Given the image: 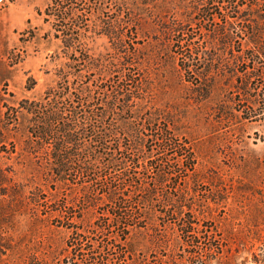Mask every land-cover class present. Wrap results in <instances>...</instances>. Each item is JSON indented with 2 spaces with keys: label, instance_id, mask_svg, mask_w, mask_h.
Segmentation results:
<instances>
[{
  "label": "rangeland",
  "instance_id": "1",
  "mask_svg": "<svg viewBox=\"0 0 264 264\" xmlns=\"http://www.w3.org/2000/svg\"><path fill=\"white\" fill-rule=\"evenodd\" d=\"M47 1L0 0V168L11 180L0 184V193L37 177L18 157L27 139L26 119L14 112L18 100L39 98L47 88H89L90 96L82 92L85 101L73 103L80 113L101 111L107 102L115 112L86 120L96 129L85 142L93 144L92 136L104 128L115 133L106 136V148L99 147L94 172L74 167L64 183L37 178L26 187L39 197L20 215L21 223L14 220L9 232L15 242L22 237L33 262L48 264L66 256L76 264H139L143 257L150 264L174 258V264H264V112L248 117L249 108L264 103V55L237 31L242 19L250 20L247 4L237 12L226 0H144L128 7L102 0L99 16L119 17L122 38L87 39L97 64L78 59L72 66L79 73L59 87L66 58L38 14ZM211 1L207 14L200 11ZM246 1H260L254 8L264 12L263 0ZM83 6L89 15L91 8ZM211 13L222 22L239 18L236 32L226 27L235 35L226 45L210 37L216 26ZM165 20L183 29L180 42L178 33L163 32ZM260 40L264 45V32ZM189 49L197 51L190 61L197 70L211 63L205 78L215 85L207 98L192 83L199 76L178 72ZM123 96H129L124 105ZM45 150L31 148V155L43 160ZM109 156L121 164L108 165ZM114 187L115 203L106 195ZM146 190L149 200L133 201Z\"/></svg>",
  "mask_w": 264,
  "mask_h": 264
},
{
  "label": "trees",
  "instance_id": "2",
  "mask_svg": "<svg viewBox=\"0 0 264 264\" xmlns=\"http://www.w3.org/2000/svg\"><path fill=\"white\" fill-rule=\"evenodd\" d=\"M226 1L230 6H233V8H238L237 12L242 9L240 7L243 6V4H247L244 9H248L246 14L249 15L250 20L245 22L247 20L242 19L244 22H242L237 31H240L239 36L245 39L247 44H255L258 47L257 52L264 55V45L261 44L260 40L264 32V12L262 13L259 9L254 8V5L259 4L260 1L250 3L246 0L241 3H239V0ZM80 2H82L83 5L87 4V6L91 8V13L89 15ZM115 2H117L119 6L128 7L129 5L136 6L138 2H144V0H115ZM212 5L213 2L211 1L200 11L207 14L211 9L209 6ZM219 5L221 4H218V6ZM103 9L102 0H48L45 8L43 10H38V14L44 15V21L49 22L51 26V29L46 32V35L49 36L50 32H52V37L59 41V48L61 50L60 55L66 58L63 71L58 74L60 77L58 81L59 87L68 85V77L79 73V69L72 66L73 63L79 62L78 59L87 62V66L89 67H94L97 64V62H94L97 57L94 56L95 54L92 48L88 47L87 39L93 38L96 34H99V36L106 35L110 38L115 37L118 40L122 38V34L116 25L120 23L121 19L116 17L110 21L101 18L99 14ZM209 15L211 17L210 19L216 24L210 37L213 38V40L218 37V42L222 45H226L230 42L231 38L235 36L233 34L234 32H229L227 29L233 27L232 31L236 32L239 24H234L239 18H235V16L232 15L230 16L231 19L226 18V20L224 19L222 22L223 18H221V16L218 15V20H216L215 14L211 13ZM87 16H90L91 22L88 21L89 18ZM238 17L240 16L238 15ZM163 26V32L178 33L176 35V42L182 40L183 33L181 31H183V29L179 27L178 24L173 25L165 20L163 21ZM31 35L30 37L34 36V34ZM195 54H197V51H192L191 49L187 50V54H184L187 57L183 58L178 72L182 73V71H185L188 78L193 77V73L199 76V80L196 79V82L192 83L197 88L195 91L198 92L200 98H207L211 88L215 85L213 79L205 78L212 66L211 63L209 64L208 61H205V64L201 66L202 68L200 70L194 68L190 61L197 59V57L194 56ZM254 75L259 76V73L255 72ZM26 87L28 90L32 89V85L30 84ZM74 91L76 92L74 93ZM82 92L90 96L91 91L89 88H47L41 97L36 99L22 98L18 100L17 106L14 107L16 117L24 115L26 119L24 121V126L27 139L25 140V148L23 149L22 147L21 151L18 153V157L25 158L27 164L37 173V177H24L21 181L16 182L10 191H5L4 189L0 193L2 197L6 196L5 198H8L7 200L5 198L0 200V226L3 227L0 228V264H48V261L33 262L35 258L34 253L23 246L22 242L24 241L22 237H19V241L15 242L14 236L9 232L13 227H16L14 220L18 218V221L21 223L23 219L20 215L25 217L27 205L29 206L30 203L35 202L39 197L35 189L27 194L26 192L27 190L29 191V189L26 187L36 182L37 178L40 181L44 179V181L52 183H64L70 171L74 170V167L82 173L88 174L94 172L97 170L95 166H97L96 164H98L99 158L102 156L99 147L106 148V136L115 133L113 127L111 129L104 128L103 133L99 136H92L94 138L93 144L91 141L85 142L84 138L89 130L96 129V124L94 123L92 126H87L86 120L89 121L92 116H96L98 117L96 119L101 121L102 117L108 112L114 113L115 108L107 102L106 106L101 111H98L97 108H90V110H84L83 113H80L82 112L81 109L77 108L73 103L85 101ZM117 93L114 95V99L118 98ZM128 99L129 96H123L122 104L124 105ZM262 112H264V103L249 108L248 113H250V116L248 115V117ZM82 114L83 116H81ZM10 119L11 118H8V120ZM4 122L5 125L9 124V121ZM123 125L127 126L125 123ZM127 128L129 131L134 130L130 124ZM2 135L0 127V142H2ZM136 135H138V133ZM44 146H46V150L43 160H34L31 155L33 153L31 148L37 151L40 147ZM115 162L121 164V162L119 163V161H116L114 157L109 156L108 165H116ZM17 163L23 164L21 159H19ZM10 182L11 180L8 175L0 168V184H9ZM146 191L147 195H142L145 197H141L139 200H135V198L134 200L133 198L130 200H149L152 192L151 190ZM106 195L108 201L115 203L117 198V187L112 188ZM33 219L34 222L39 221V218ZM9 222L11 224L13 223V226H10ZM28 223L31 222L28 221ZM129 225V223L124 225L125 229H127V227L129 228ZM125 229L122 231L124 232ZM185 232L187 233L188 229H186ZM75 243V241H70V246H75ZM175 261L176 258L172 260V264H174ZM59 264H76V261L73 257L66 256L61 259ZM139 264H150V262L146 261L145 257H143ZM157 264L165 263L158 261Z\"/></svg>",
  "mask_w": 264,
  "mask_h": 264
}]
</instances>
